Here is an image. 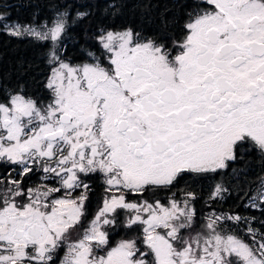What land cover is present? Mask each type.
Returning a JSON list of instances; mask_svg holds the SVG:
<instances>
[{"label":"snow or ice","instance_id":"snow-or-ice-1","mask_svg":"<svg viewBox=\"0 0 264 264\" xmlns=\"http://www.w3.org/2000/svg\"><path fill=\"white\" fill-rule=\"evenodd\" d=\"M184 8L179 36L101 29L98 53L79 63L63 46L66 12L46 30L7 29L51 41L50 95L40 102L21 89L0 102V264H56L65 247L59 264H264V219L255 228L212 209L198 221L195 193L173 191L253 151L264 164V0ZM94 174L105 196L85 226ZM227 191L217 184L209 199ZM160 192L166 201L149 198ZM249 200L264 217V177ZM242 222L248 241L229 230Z\"/></svg>","mask_w":264,"mask_h":264},{"label":"trees","instance_id":"trees-1","mask_svg":"<svg viewBox=\"0 0 264 264\" xmlns=\"http://www.w3.org/2000/svg\"><path fill=\"white\" fill-rule=\"evenodd\" d=\"M4 19L20 25H40L51 22L58 13L66 12L67 31L63 46L74 61L86 58L96 44L101 29L132 28L145 35L181 33L185 22V8L190 0H3ZM87 11L86 19L77 13ZM51 41L33 37H14L7 28L0 29V100L23 90L26 96L45 93L50 69L47 53ZM261 216L250 221L259 228ZM248 225H232L229 230L242 237Z\"/></svg>","mask_w":264,"mask_h":264},{"label":"flooded vegetation","instance_id":"flooded-vegetation-1","mask_svg":"<svg viewBox=\"0 0 264 264\" xmlns=\"http://www.w3.org/2000/svg\"><path fill=\"white\" fill-rule=\"evenodd\" d=\"M4 1L0 0V29L3 30L7 26V22L4 19ZM43 25V24H42ZM126 29V28H124ZM120 29H107L112 31H122ZM181 34V33H180ZM179 34V35H180ZM178 35V36H179ZM91 52L98 53L97 41ZM83 61V60H81ZM81 61H74L73 63H79ZM49 75V74H48ZM49 92L46 89L45 93L40 95L28 96L33 99H37L40 102H47L49 98ZM5 100L1 99L0 102ZM7 174L6 166H0V176ZM16 175L15 172L12 173ZM42 174L37 172L30 180L27 181L29 185L40 182V176ZM261 177H264V164L259 160V153L253 151L251 154L245 155L243 161H238L233 164L231 168L225 170L222 175H209L207 177H198L192 174L186 175L178 184L177 188L173 189L178 194L181 190L194 192L197 199L193 202L196 208L198 221H202L210 210L214 209L217 212L239 214L242 217L251 218L254 216L256 219L260 215V211L256 208L246 207L250 204L249 197H258V191L261 188ZM85 182L90 185V191L88 193L89 199L85 204L86 215L84 217V225L86 226L90 221L98 208L101 206L102 200L105 196L103 179L99 174H94L85 178ZM222 184L228 189L227 192L222 194L221 198H217L215 201L210 200V194L214 190L215 185ZM80 190H77L78 194ZM170 193L160 192L156 197H149L150 199H161L166 201ZM129 199H136V197L130 196ZM259 203V200L256 201ZM80 230L73 231L71 233V240L79 238ZM123 234L122 230L118 231L112 236V240H118ZM66 247L58 253L56 264H59L60 259L65 254Z\"/></svg>","mask_w":264,"mask_h":264},{"label":"rangeland","instance_id":"rangeland-1","mask_svg":"<svg viewBox=\"0 0 264 264\" xmlns=\"http://www.w3.org/2000/svg\"><path fill=\"white\" fill-rule=\"evenodd\" d=\"M56 17H57V16H56ZM56 17H55V18H56ZM55 18H54V19H55ZM53 21H54V20H53ZM53 21L45 23V24L43 25L42 28L40 27V30H46L44 26L51 27ZM6 22H7V21H6ZM17 25H19V26L22 27V28H24V27L35 28L34 26H25V25L15 24V23H13V22H7V26H6V28H7V29H11V28H13V27H15V26H17ZM35 29H36V28H35ZM244 233H245V237H242V236H240L239 234H236V233H234V234H236L239 238H241V239H243V240H245V241H248V240H249V237L246 235V232H244Z\"/></svg>","mask_w":264,"mask_h":264}]
</instances>
